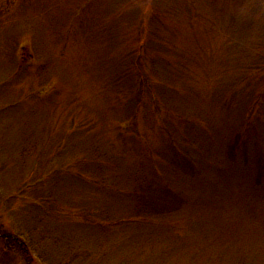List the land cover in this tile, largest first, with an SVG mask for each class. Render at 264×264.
I'll list each match as a JSON object with an SVG mask.
<instances>
[{
  "label": "rangeland",
  "instance_id": "1",
  "mask_svg": "<svg viewBox=\"0 0 264 264\" xmlns=\"http://www.w3.org/2000/svg\"><path fill=\"white\" fill-rule=\"evenodd\" d=\"M251 89L264 0H0V230L30 253L0 237V264H264V146L220 147ZM146 178L229 210L164 213Z\"/></svg>",
  "mask_w": 264,
  "mask_h": 264
},
{
  "label": "trees",
  "instance_id": "2",
  "mask_svg": "<svg viewBox=\"0 0 264 264\" xmlns=\"http://www.w3.org/2000/svg\"><path fill=\"white\" fill-rule=\"evenodd\" d=\"M240 80H244V79H240ZM141 81V85H146L147 90L152 91L153 87L158 88V84L157 83H152L150 82V79H145L142 78L140 79ZM246 81H250V80H246ZM252 88L253 85L251 84ZM237 89V87H236ZM241 95V96H239ZM142 98V96H140ZM242 100V102H241ZM237 101L240 102L239 107L242 109H245L246 112L244 113L243 116V121H246L250 123V132H248V129L246 131L245 137L243 136V129L241 128V131H237V129L235 128L234 134L230 137L229 141L224 143L223 145H221L220 147L223 148L227 154V160L231 163H229L230 165L235 163V160L237 159V157H242L245 160H250L249 154L251 152L252 146L256 145L257 147V154L259 151V158H261V155L263 154V142H264V136L260 137L259 133L260 130L264 129V91L259 92V93H255L254 89H251L249 92L245 93L244 95L238 93V97H237ZM158 105V101L156 102ZM164 105H160V108L162 109ZM181 113V112H180ZM251 116H254V121H251ZM134 125V123L132 124ZM168 134L170 136H172V132L168 131ZM191 134V132H190ZM256 138L257 144H255L254 138ZM263 141V142H262ZM237 146H246V150L242 153H238L237 152ZM177 145L175 146V148L177 149ZM172 153V152H171ZM173 157H165L168 160H171L170 162V166H172L173 168V172L174 174L172 175V177L175 178V180H177L178 182H184L186 183L188 181V177L187 174H190L191 176V170L193 169V166L190 163V158L189 157H184L183 160H178V158L175 156L177 155V152L175 151V149H173V153H172ZM215 155V154H214ZM213 170V169H212ZM216 171V170H214ZM218 172V171H216ZM183 174V175H182ZM257 176V175H256ZM263 178H264V163H259V173L257 176V179L260 183H263ZM151 178H146V181L144 182V186L146 187H153L154 189L157 188L158 190L160 189V193H162V198L164 201V207L165 208L163 210L164 213H168V212H172V211H176V210H183L185 208V206H187L189 203L190 204H195V205H201V208H203V210L209 211V213H217L219 216H224L225 211H228L229 208L227 209H222V207H224V204L226 201H229L228 196H227V200L225 201H214V200H207V198H205V196H201L200 198L197 197H192L188 194L185 195L183 192L180 193L178 190H174L172 188V185L170 184H160L157 182V180H149ZM193 179V178H192ZM195 179H193L194 181ZM149 181H151L152 183L149 184ZM176 181V183H177ZM195 181H198V179H196ZM239 181V179H238ZM255 185V184H254ZM199 188L203 189V186L201 185V183H198ZM241 186V185H240ZM181 191V190H180ZM224 195V192H222V196ZM195 198V199H193ZM207 201L208 204V208L203 206V202L201 201ZM172 203L174 204L173 206H165L166 203L168 204ZM170 208V209H169ZM197 208V207H196ZM172 210V211H171ZM216 226L219 225L222 222H218V221H214ZM0 237H2L6 243L8 244V246L10 248H14L13 244H19V246L21 247V249L24 251L25 257L28 259L29 258V252L27 251V244L23 241L20 240L17 236H15L13 233L11 232H5V231H1L0 230ZM29 262V261H28Z\"/></svg>",
  "mask_w": 264,
  "mask_h": 264
}]
</instances>
